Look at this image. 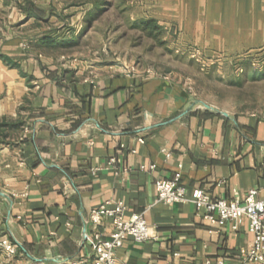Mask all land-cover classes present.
<instances>
[{
    "label": "crops",
    "instance_id": "obj_1",
    "mask_svg": "<svg viewBox=\"0 0 264 264\" xmlns=\"http://www.w3.org/2000/svg\"><path fill=\"white\" fill-rule=\"evenodd\" d=\"M149 2L160 18L176 10L170 23L192 34L239 25L243 9L264 12V0ZM23 5L0 0V122L9 125L0 143V237L19 244L0 264H91L89 213L115 203L150 229L143 243L124 240L116 264H239L252 244L246 220L235 231L232 222L212 225L191 203H158L155 183L179 175L187 194L232 201L256 190L263 199L264 117L225 118L149 71L67 62L37 43ZM111 230L104 219L100 234Z\"/></svg>",
    "mask_w": 264,
    "mask_h": 264
},
{
    "label": "rangeland",
    "instance_id": "obj_2",
    "mask_svg": "<svg viewBox=\"0 0 264 264\" xmlns=\"http://www.w3.org/2000/svg\"><path fill=\"white\" fill-rule=\"evenodd\" d=\"M29 1L53 27H65L59 37L68 32L67 39H73L67 47L50 49L67 62L149 71L194 102L234 116L264 117L262 11L243 9L239 25H211L207 32L204 26L192 34L187 26L170 23L176 10L160 11V18L150 0ZM149 21L154 27L144 26ZM35 28L37 34L49 29Z\"/></svg>",
    "mask_w": 264,
    "mask_h": 264
},
{
    "label": "built area",
    "instance_id": "obj_3",
    "mask_svg": "<svg viewBox=\"0 0 264 264\" xmlns=\"http://www.w3.org/2000/svg\"><path fill=\"white\" fill-rule=\"evenodd\" d=\"M114 163L113 158L109 159V166ZM150 168L153 169V166ZM155 188L158 203H191L197 210L204 211L205 219L212 225L221 227L232 222L231 229L235 231L243 220H246L252 244L239 264H264V198L259 199L256 190L248 191L242 200H215L202 189H192L187 194L185 187L180 183L179 175L157 181ZM125 211L122 203H115L100 206L89 213L93 234L88 238L85 230V237L93 252L91 264H116L114 253L122 246L124 240L130 238L135 243H143L150 238V229L143 216L133 214L125 219ZM104 219H110L112 224L108 238H103L99 232ZM18 247L17 242L0 237V254L4 257H14Z\"/></svg>",
    "mask_w": 264,
    "mask_h": 264
},
{
    "label": "trees",
    "instance_id": "obj_4",
    "mask_svg": "<svg viewBox=\"0 0 264 264\" xmlns=\"http://www.w3.org/2000/svg\"><path fill=\"white\" fill-rule=\"evenodd\" d=\"M23 6L21 7L22 11L26 14V17L29 19L35 20V26L38 28H42L43 26L48 27L49 29L38 33L36 35L37 43L41 46H46L53 49H59L62 47H67L71 44L73 39L66 37L68 32H65L63 36L59 37L60 31H62L65 27H53L51 23L48 22V19L45 17L46 14L44 11L37 8L31 1L23 0ZM155 22L149 21L144 26L146 28L154 27ZM18 126V125H17ZM9 127L8 124L4 123V121L0 122V143L4 142L3 132L5 129ZM16 127L13 125V128Z\"/></svg>",
    "mask_w": 264,
    "mask_h": 264
},
{
    "label": "water",
    "instance_id": "obj_5",
    "mask_svg": "<svg viewBox=\"0 0 264 264\" xmlns=\"http://www.w3.org/2000/svg\"><path fill=\"white\" fill-rule=\"evenodd\" d=\"M197 104H201L203 106V108L206 109V110L214 111V108H212L211 106H208V105L200 103V102H195V105H197ZM216 113L222 115L225 118H228V114L225 113V112L216 111Z\"/></svg>",
    "mask_w": 264,
    "mask_h": 264
}]
</instances>
